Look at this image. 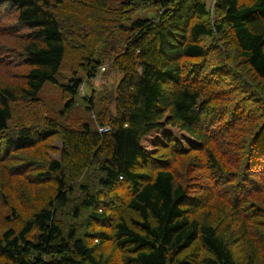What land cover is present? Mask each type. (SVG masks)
Listing matches in <instances>:
<instances>
[{"label": "trees", "instance_id": "16d2710c", "mask_svg": "<svg viewBox=\"0 0 264 264\" xmlns=\"http://www.w3.org/2000/svg\"><path fill=\"white\" fill-rule=\"evenodd\" d=\"M0 264H264V0H0Z\"/></svg>", "mask_w": 264, "mask_h": 264}, {"label": "rangeland", "instance_id": "374dc122", "mask_svg": "<svg viewBox=\"0 0 264 264\" xmlns=\"http://www.w3.org/2000/svg\"><path fill=\"white\" fill-rule=\"evenodd\" d=\"M207 1L210 4V6H212V4L214 3V0H207ZM155 12H156L155 6H150L149 8L143 11V16L151 17L155 14ZM104 64H107L105 65L107 69L108 63H104ZM106 69H103L102 66H100V70H99L97 77L92 80L93 84L97 88L103 87L105 89L104 83L116 81L118 77V75L115 73H112L111 75H105L103 71H105ZM83 92L84 93L86 92V94H88V92L90 93V84L88 85L87 82L84 83ZM77 111L83 117H86L89 119L96 118L95 112L97 113V110H90V108L87 106L86 100L85 99L83 100L82 95H80V98L77 100ZM168 134H173L174 136L178 137L179 139L183 141L184 145L188 147V141H185L186 132H184L183 130L177 127L171 126V125H167V126L152 130L150 134L145 136V138L143 139V144L145 145L146 148L152 149L155 146L156 142L164 141V136ZM191 140H193V138H191ZM55 145H58L59 147H61L62 145L61 140L57 139L55 141ZM51 154L53 156L59 157V153H51Z\"/></svg>", "mask_w": 264, "mask_h": 264}, {"label": "built area", "instance_id": "2783aa9c", "mask_svg": "<svg viewBox=\"0 0 264 264\" xmlns=\"http://www.w3.org/2000/svg\"><path fill=\"white\" fill-rule=\"evenodd\" d=\"M105 65H107V64H102V65H101L103 69H106V66H105ZM83 86H84V83H82V86H81L82 92H83ZM108 128H109L108 126H100V127H99V129H100L101 131L108 130Z\"/></svg>", "mask_w": 264, "mask_h": 264}]
</instances>
